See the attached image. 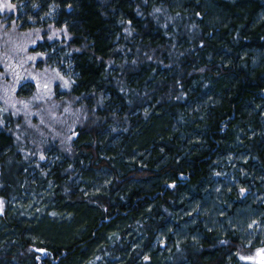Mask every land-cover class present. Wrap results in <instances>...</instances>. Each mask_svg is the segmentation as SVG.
Instances as JSON below:
<instances>
[{
    "label": "trees",
    "instance_id": "trees-1",
    "mask_svg": "<svg viewBox=\"0 0 264 264\" xmlns=\"http://www.w3.org/2000/svg\"><path fill=\"white\" fill-rule=\"evenodd\" d=\"M14 1L19 34L65 37L58 101L80 115L39 167L0 127V264H247L264 247V0Z\"/></svg>",
    "mask_w": 264,
    "mask_h": 264
},
{
    "label": "rangeland",
    "instance_id": "rangeland-1",
    "mask_svg": "<svg viewBox=\"0 0 264 264\" xmlns=\"http://www.w3.org/2000/svg\"><path fill=\"white\" fill-rule=\"evenodd\" d=\"M18 10L21 8L14 0H0V127L22 135L29 143L24 158L39 167L50 162L47 149L66 146L74 117L80 115L68 102L61 107L58 101L72 89L75 73L58 59V49L53 47L54 42L64 43L60 30L45 27L19 34ZM45 41L52 46L47 47ZM43 45L46 48L40 50ZM29 176L33 178L34 172ZM2 204L0 199V210ZM245 262L264 264V247L252 252Z\"/></svg>",
    "mask_w": 264,
    "mask_h": 264
},
{
    "label": "snow or ice",
    "instance_id": "snow-or-ice-1",
    "mask_svg": "<svg viewBox=\"0 0 264 264\" xmlns=\"http://www.w3.org/2000/svg\"><path fill=\"white\" fill-rule=\"evenodd\" d=\"M9 8H11L12 6L9 4V5H7ZM41 159H44V157L43 156H41Z\"/></svg>",
    "mask_w": 264,
    "mask_h": 264
}]
</instances>
